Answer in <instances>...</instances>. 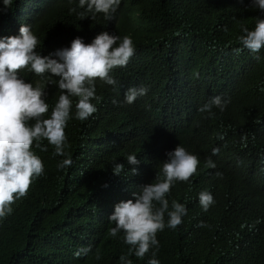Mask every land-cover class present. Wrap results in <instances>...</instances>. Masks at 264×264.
Masks as SVG:
<instances>
[{"label":"trees","instance_id":"trees-1","mask_svg":"<svg viewBox=\"0 0 264 264\" xmlns=\"http://www.w3.org/2000/svg\"><path fill=\"white\" fill-rule=\"evenodd\" d=\"M78 4L11 0L7 10H0V38L18 36L21 24L30 25L41 56L70 47L76 37L90 44L105 31L130 37L134 47L128 64L111 73L115 89L96 80L99 100L90 102L97 111L87 120L75 118L78 98H71L68 157H53L46 140L34 142L44 174L34 177L27 195L0 218V264H121L122 255L132 264H148L155 249L143 258L129 255L123 232L108 235L115 227L108 218L116 204L133 199L144 179L154 175L145 154L170 144L197 156V170H211L205 167L209 157L234 165L237 174L225 173L224 180L242 187L252 207L226 212L212 204L205 212L184 204L187 215L176 229L164 218L155 258L160 264H264V48L252 54L239 39L242 27L254 30L264 13L250 0H120L110 21L103 13L82 20ZM131 87L148 91L127 105L124 93ZM215 96L230 102L223 112L216 107L213 115L206 112L203 124L190 133L188 126L197 125L198 118L193 104ZM133 154L140 161L136 175L127 163ZM65 158L73 164L58 170ZM114 163L124 165L120 176L112 172ZM201 222L206 226L199 227ZM82 247L91 251L75 256Z\"/></svg>","mask_w":264,"mask_h":264},{"label":"clouds","instance_id":"clouds-1","mask_svg":"<svg viewBox=\"0 0 264 264\" xmlns=\"http://www.w3.org/2000/svg\"><path fill=\"white\" fill-rule=\"evenodd\" d=\"M119 3L120 0H79L78 6L83 11L77 15L83 20L89 13L91 19H95L97 13H103L104 19L110 21ZM10 4L11 0H3L0 10H7ZM250 4L264 13V0H250ZM75 11L70 9V12ZM241 31L243 35L239 39L243 48L252 54L264 48V18H257L254 30L242 27ZM37 44L31 26L26 24H21L18 36L0 38V218L11 214V205L27 195L32 179L44 174L42 160L32 151L34 142L46 140L54 148L53 157H68L65 128L73 105L71 98H78L75 118L87 120L97 111L90 102L99 100L95 95L96 80L115 89L117 81L111 73L126 66L134 55L130 37L121 38L106 31L87 45L82 38L76 37L70 47L57 49L47 56L36 51ZM240 51L234 50L236 54ZM147 91L144 87H131L124 93L123 103L131 105ZM229 102L215 96L206 104H193L198 118L197 125L188 126L189 132L194 133L203 124L206 112L213 115L214 107L223 112ZM30 121L33 122L31 125ZM171 145L152 148L145 154L149 155L147 160L154 175L150 180L144 179L143 185L133 193V199L116 204L108 218L115 225L108 229V235L115 238L123 232L124 243L130 246L129 255L143 258L150 248L155 249L148 264H160L155 258L159 251L157 233L164 230L166 217L170 229H176L182 223V217L187 215L184 204L201 206L205 212L212 204L226 212L252 207L242 187L224 180L225 173L237 172L234 165L220 164L209 157L205 167L211 170H197V156L180 145L173 150ZM35 147L43 152L48 150L40 143H35ZM218 153L219 149L214 148L212 154ZM228 153L233 154L234 149ZM127 163L134 166L132 174H138L135 166L140 161L136 155H128ZM72 164L71 158H65L57 168L63 170ZM123 169V164L114 163L112 172L120 176ZM145 181L153 183L144 185ZM198 226L206 225L201 222ZM90 251V247H82L74 255L86 256ZM95 259H101L99 250ZM120 261L121 264H132L123 255Z\"/></svg>","mask_w":264,"mask_h":264}]
</instances>
